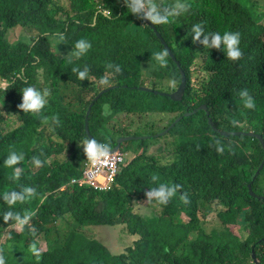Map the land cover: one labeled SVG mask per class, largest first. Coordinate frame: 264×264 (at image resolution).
<instances>
[{
	"label": "trees",
	"instance_id": "trees-1",
	"mask_svg": "<svg viewBox=\"0 0 264 264\" xmlns=\"http://www.w3.org/2000/svg\"><path fill=\"white\" fill-rule=\"evenodd\" d=\"M140 1L148 13L151 5L172 11L184 4L187 10L154 23L158 36L134 0H0L2 264H254L253 251L264 264L263 146L257 137L215 130L264 139V0ZM195 24L205 34L239 33L241 58L228 59L223 45L211 47V36L208 48L204 34L193 40ZM18 27L21 36L13 41ZM81 39L91 47L77 57ZM162 39L188 75L181 102L139 90L171 94L181 84ZM158 52L166 54L163 67L154 59ZM73 69H87V76L80 79ZM152 78L161 84L149 85ZM28 86L48 92L37 114L19 107ZM242 91L254 108L244 106ZM87 124L109 150L125 137H147L121 147L132 156L107 190L78 183L86 173ZM13 151L24 159L8 167ZM160 183L180 185L166 205L146 195ZM28 187L34 194L13 205L2 198ZM7 212L29 220L5 221ZM91 226H124L134 241L111 254L109 244L88 235Z\"/></svg>",
	"mask_w": 264,
	"mask_h": 264
},
{
	"label": "clouds",
	"instance_id": "clouds-1",
	"mask_svg": "<svg viewBox=\"0 0 264 264\" xmlns=\"http://www.w3.org/2000/svg\"><path fill=\"white\" fill-rule=\"evenodd\" d=\"M140 3H141V1H140ZM141 5H142L145 13L147 14V17L153 23V25H154V23H158V24L159 23H167V22H169V19H170V17L172 15L179 14L180 12L187 10V8H186V6L184 4L175 5V7L173 8L172 11H168L167 9L161 10L156 5H151L149 13H148V10L147 11L145 10L144 5L142 3H141ZM192 33H193V35H192V39L193 40L199 39L200 36L202 34H204L203 44L205 45V48L209 47L208 39H209V36H211L212 37V39H211V47L220 48L221 45H223V50L226 53L228 59H230V60L235 61V60L240 59L241 56H242V52H241V49H240L241 38H240V34L239 33H233V32H227L226 31V32H224L223 36H221V34L219 32L205 34L204 28L200 24L193 25ZM57 35H58L60 40L64 39L62 34H57ZM160 35H161V33H160ZM163 41H164V39H163ZM164 43H165V41H164ZM90 47H91V45L86 40H83V39L78 40L75 43V50L76 51L74 52V55L79 57V56L85 54ZM163 47H164V45H163ZM168 49H169V47H168ZM171 53H172V51H171ZM165 55L166 54L163 53V52H158V53H155V55H154V59L160 64L161 67L165 66V64H166ZM173 55H175V54H173ZM175 59H176V57H175ZM173 62H175V61H173ZM175 63L177 64V66L180 69V71L182 70L184 73H186V71H184L181 68V66L178 63L177 59H176ZM73 71L77 72L78 77L80 79H84L87 76V71L88 70L85 69L83 71H80L78 69H73ZM115 71L119 72L120 71L119 67H116ZM199 72H201V71H199ZM186 76H187V79H188L187 73H186ZM181 77H182V75H181ZM152 79H156V78H152ZM181 82H182V79H181ZM3 85L6 87L7 83L3 84ZM151 86H158V85H151ZM140 88H149V89H151L153 91L160 92L159 90H154L151 87H140ZM140 88H139V90L142 91ZM110 89H112V88H110ZM143 92H146V91H143ZM175 92H173V93H175ZM148 93H153V92H148ZM160 93L166 94L165 92H160ZM173 93H171V94H173ZM21 94H22V103L19 105V107L23 110V112H26V113L30 112V113H33V114H37V113H39L41 111V109L44 108L45 104L47 103V100H46V97L48 96V92L47 91L41 93L36 88L28 86V87H25V88H23L21 90ZM153 94L157 95L156 93H153ZM171 94H166V95H164L162 97L170 98L169 96ZM239 95L243 99L244 106L246 108L252 109V108L255 107L253 99L251 98V96H249L247 91H242ZM93 107H94V105H93ZM171 125H175V124H171ZM89 135L91 137H93L91 135V132H90ZM125 139H135V137H125ZM140 139L146 140L147 137H140ZM117 145H118V143H117ZM82 146H83V150H84V152H85V154L87 156V160H86L85 178H80L79 182H78L81 185H89V184H87V181H86V175H87L88 171L92 168L94 162H98L101 159L106 158L108 156V154H115V153L121 152L122 154L125 155V162L123 164L119 165L118 171H117V176H118V173H119L120 166L128 165L129 158L132 156V154H130L129 152L128 153L127 152H123L121 150V148L118 151L112 153V150H114L115 148H113L112 150H109V145L101 144V143L97 142L94 139V137H93V140L92 139H86L85 141H83ZM217 150L218 151H223V149L221 147H218ZM23 159H24L23 154H18V153L13 151V152H11L8 155V157H7V159H6V161L4 163L8 167H13V166H16ZM34 162L36 164H39L38 160H36ZM19 175H20V168L16 167L14 169V177H19ZM116 178H115V180H116ZM156 179H157L156 177H153L154 181ZM115 180H114V182H115ZM89 186H92V185H89ZM92 187H94V186H92ZM109 188H107V189H109ZM179 188H180V185H169V184L160 183L157 187L150 188V191H148L146 193V195L148 197L149 202L155 201L159 205H166L169 202V200L176 195V193H177ZM95 189H98V188H95ZM107 189H98V190H107ZM34 192H35L34 188L28 187V188L23 189L22 193H16V192L6 193V194H4V196L2 198L8 205H13L17 201L25 199V197H31L34 194ZM3 219L5 221L11 219V220H14L16 222V224H18V225H24V224H26L28 222L29 215L26 214L25 216L21 217L19 214H14L13 212H7V213L4 214ZM32 251H33L34 254L39 255L37 249L33 248ZM254 254L256 255V253L253 251V255ZM256 258H257V256H256ZM253 262H254V260H253ZM0 264H2V262H0ZM254 264H256V263L254 262ZM258 264H260V263L258 262Z\"/></svg>",
	"mask_w": 264,
	"mask_h": 264
},
{
	"label": "water",
	"instance_id": "water-1",
	"mask_svg": "<svg viewBox=\"0 0 264 264\" xmlns=\"http://www.w3.org/2000/svg\"><path fill=\"white\" fill-rule=\"evenodd\" d=\"M133 7L138 11V13L141 15V17L146 21V23L149 25V27H151L154 31L155 30V27L153 25V23L149 20V18L147 17V14L145 13L141 3H140V0H134V4H133ZM157 32V31H156ZM157 35L158 36H161L160 33L157 32ZM162 43L164 45V49L166 50L167 54L169 55V57L176 62V59H175V55H173L171 53V51L168 49V46L164 43L163 39H162ZM181 75H182V82H181V85L179 87V89L171 94L169 97L172 101H175V102H181L184 100L185 98V93H186V90H187V85H188V79H187V76H186V73H184L182 70H181ZM142 91H146V92H153V93H156L157 95H160V96H164L166 94L164 93H160V92H157V91H153L149 88H140ZM111 89H108L102 93L99 94L97 100L106 92L110 91ZM92 109H93V106H91L90 108V111L88 113V121H89V118H90V115L92 113ZM201 109L203 110H206L208 112V107L207 106H204L202 107ZM198 113V111H195V113H192V114H188L187 116H192L194 114ZM210 115V113H208ZM182 118H179L177 120V122L181 121ZM210 123H212V119H210ZM173 125H171L169 128H167L163 133H161L160 135H164L166 134L171 128H172ZM87 128H88V132L90 134V129H89V124H87ZM216 132L220 133L222 136H229V135H241V134H245V135H248V136H251V137H257V139L261 142L263 148H264V139H263V136L260 135V134H256V133H242V132H223L222 130L218 129V128H215ZM91 139L93 140V137H91ZM143 139H121L119 142H118V145L117 147L112 150V153L113 152H116L118 151L122 145L126 144V143H129V142H134V141H142ZM264 168V161L259 169V171H261L262 169ZM258 171V173H259ZM250 188V193L253 197H256L257 198V195H255L254 192L251 191V186L249 187ZM253 260L256 264H258V260L256 258V255L254 254L253 255Z\"/></svg>",
	"mask_w": 264,
	"mask_h": 264
},
{
	"label": "rangeland",
	"instance_id": "rangeland-1",
	"mask_svg": "<svg viewBox=\"0 0 264 264\" xmlns=\"http://www.w3.org/2000/svg\"><path fill=\"white\" fill-rule=\"evenodd\" d=\"M22 33V28L18 27L15 30L12 31L11 33V38L14 41H17ZM161 80L157 79H151L149 85H160ZM136 147V145H134ZM155 147H151V152L155 151ZM146 201L141 203L140 208L145 210L147 208ZM18 232H21V226L18 227ZM233 231L238 234L239 232V226H233ZM87 233L89 236H94L95 239L105 242L108 247V250L110 253L114 255H119L122 254L123 252L126 251L127 247L133 243L134 239L131 238L127 232H125V227L124 226H117V227H109V226H104V227H88ZM42 247L45 249L46 244L44 241H41Z\"/></svg>",
	"mask_w": 264,
	"mask_h": 264
},
{
	"label": "built area",
	"instance_id": "built-area-1",
	"mask_svg": "<svg viewBox=\"0 0 264 264\" xmlns=\"http://www.w3.org/2000/svg\"><path fill=\"white\" fill-rule=\"evenodd\" d=\"M125 162V155L121 152L108 154L106 158L94 162L86 175L87 184L98 189H107L112 186L120 164Z\"/></svg>",
	"mask_w": 264,
	"mask_h": 264
}]
</instances>
